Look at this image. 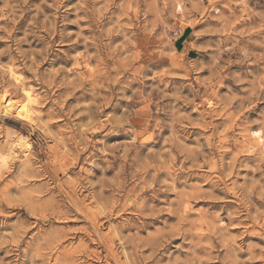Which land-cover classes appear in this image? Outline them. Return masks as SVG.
Returning <instances> with one entry per match:
<instances>
[{
	"label": "rangeland",
	"instance_id": "1",
	"mask_svg": "<svg viewBox=\"0 0 264 264\" xmlns=\"http://www.w3.org/2000/svg\"><path fill=\"white\" fill-rule=\"evenodd\" d=\"M0 264H264V0H0Z\"/></svg>",
	"mask_w": 264,
	"mask_h": 264
},
{
	"label": "bare ground",
	"instance_id": "2",
	"mask_svg": "<svg viewBox=\"0 0 264 264\" xmlns=\"http://www.w3.org/2000/svg\"><path fill=\"white\" fill-rule=\"evenodd\" d=\"M9 75L13 78V73H10ZM21 94H22L23 101H12L10 99L8 93H5L3 95L2 101H1V110L5 116L14 117L18 120H24L27 122V120L29 121V120H31V118H33V113H34L33 111L34 110L32 109V104L35 103V98L32 97V93H31L30 89H28V88L23 87L21 89ZM22 142H23V139L18 140L19 145ZM21 146H22V144H21ZM27 146H28V144H27ZM3 162H6V158L3 159Z\"/></svg>",
	"mask_w": 264,
	"mask_h": 264
},
{
	"label": "crops",
	"instance_id": "3",
	"mask_svg": "<svg viewBox=\"0 0 264 264\" xmlns=\"http://www.w3.org/2000/svg\"><path fill=\"white\" fill-rule=\"evenodd\" d=\"M180 37H182V41H181V42H182V43L185 42V40H186V33H184V32L181 33V34L179 35V38H180Z\"/></svg>",
	"mask_w": 264,
	"mask_h": 264
}]
</instances>
